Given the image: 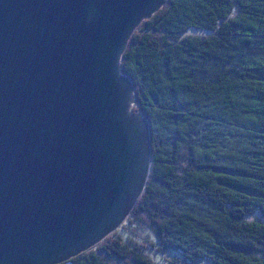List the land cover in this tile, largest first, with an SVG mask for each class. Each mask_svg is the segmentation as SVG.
Here are the masks:
<instances>
[{
    "label": "water",
    "instance_id": "obj_1",
    "mask_svg": "<svg viewBox=\"0 0 264 264\" xmlns=\"http://www.w3.org/2000/svg\"><path fill=\"white\" fill-rule=\"evenodd\" d=\"M165 0H0V264H53L115 230L151 166L121 57Z\"/></svg>",
    "mask_w": 264,
    "mask_h": 264
},
{
    "label": "trees",
    "instance_id": "obj_2",
    "mask_svg": "<svg viewBox=\"0 0 264 264\" xmlns=\"http://www.w3.org/2000/svg\"><path fill=\"white\" fill-rule=\"evenodd\" d=\"M121 67L150 127L124 219L144 238L120 224L53 264H264V0H165Z\"/></svg>",
    "mask_w": 264,
    "mask_h": 264
},
{
    "label": "rangeland",
    "instance_id": "obj_3",
    "mask_svg": "<svg viewBox=\"0 0 264 264\" xmlns=\"http://www.w3.org/2000/svg\"><path fill=\"white\" fill-rule=\"evenodd\" d=\"M137 101L132 105V109L133 110H136V108H137ZM128 216V215H127ZM127 216H126V218H127ZM130 216V215H129ZM133 222H135V220L134 219H131V222H129V220H127L126 219V221L124 222V220L121 222V224H122V228L124 229V231L125 232H127L128 231V233L130 232V234L132 233V234H134L133 233V231L135 230V227H134V224H133ZM125 223H126V225H125ZM147 228V227H146ZM122 229V230H123ZM149 230V229H148ZM134 235H137V236H135V237H138L139 239H141L142 240V238H144L143 236H141L139 233H135ZM149 236H152L151 235V231L149 230V232L147 231V237L146 238H149ZM101 240V239H100ZM148 243V242H147ZM148 246L150 247L151 245H149L148 244ZM149 251H151V252H153V250H152V248L150 247L149 249H148ZM170 253V251H167V252H165L164 254H169ZM261 255L264 257V249H263V251L261 252ZM187 259H185V258H181L180 259V261H179V263L180 264H190V263H187V262H185ZM158 261H160V259L158 260ZM164 262V261H163ZM160 263V264H165V263ZM109 264H118V262H114V261H111V262H109ZM120 264V263H119ZM169 264H171V263H169ZM195 264H204L203 262H196Z\"/></svg>",
    "mask_w": 264,
    "mask_h": 264
}]
</instances>
